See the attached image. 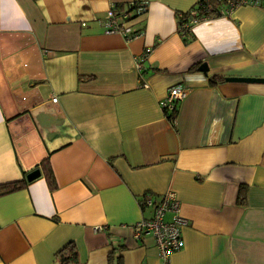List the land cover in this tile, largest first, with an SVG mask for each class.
Listing matches in <instances>:
<instances>
[{
    "label": "crops",
    "instance_id": "1",
    "mask_svg": "<svg viewBox=\"0 0 264 264\" xmlns=\"http://www.w3.org/2000/svg\"><path fill=\"white\" fill-rule=\"evenodd\" d=\"M197 1L0 0V184L40 172L0 196V264H162L132 226L169 191L187 225L168 264H264V82L225 81L264 79V2L184 44L177 15ZM129 2L147 4L138 34L106 33ZM179 84L171 123L159 102Z\"/></svg>",
    "mask_w": 264,
    "mask_h": 264
},
{
    "label": "built area",
    "instance_id": "2",
    "mask_svg": "<svg viewBox=\"0 0 264 264\" xmlns=\"http://www.w3.org/2000/svg\"><path fill=\"white\" fill-rule=\"evenodd\" d=\"M220 15H230L240 5H259V0H216ZM145 3L135 4L129 2L126 5L128 12L115 14L112 8L108 11L105 27L106 33H119L130 39L138 33L132 28L131 20H126L129 15L141 14ZM197 11L190 12L189 24L207 19L197 17ZM187 94V90L181 84L171 86L165 97L159 102L162 110L171 111L177 102H180ZM55 101V99H53ZM143 204L152 208V216L148 219H141L132 226L133 237L139 239L143 235H150L158 252L162 264H168L169 256L180 250L182 247L181 230L187 225V220L180 213V204L174 192H166L163 196L155 198L145 195ZM169 214L168 220L165 215Z\"/></svg>",
    "mask_w": 264,
    "mask_h": 264
},
{
    "label": "trees",
    "instance_id": "3",
    "mask_svg": "<svg viewBox=\"0 0 264 264\" xmlns=\"http://www.w3.org/2000/svg\"><path fill=\"white\" fill-rule=\"evenodd\" d=\"M262 2H264V0H261ZM135 3V2H134ZM142 2H138L135 4H139ZM145 3V2H143ZM126 4H115L112 8V11L115 14L118 13H122V12H128L129 10L126 8ZM217 3L216 0H198L187 12H183V13H179L177 15V30L182 38V41L184 44H188L190 43L193 39L194 36L191 33L190 29H191V25L189 24L190 21V12L192 10H196L197 11V17L198 18H202L204 17V15H206L207 17H212V16H219V9L216 7ZM146 7L147 4H144V9L141 12V14H133V15H129L126 20H132L140 18L141 16L144 15L145 11H146ZM132 26V24H131ZM136 32H138L137 30H135ZM195 69V67H192L189 69L193 70ZM209 83L210 84H216L217 82H221L224 80V77L222 76H212L209 79ZM179 102L176 103V105L174 106L173 110L171 111H167V110H163L166 118L168 120H170L171 123L174 122L175 119V115H176V111H177V104ZM41 174L44 176L46 182H47V186L49 188V190H54L55 189V181H54V176H53V172L49 166V163L45 160L43 161L41 164ZM24 177L21 180L15 181V182H9V183H4V184H0V196L2 195H6L12 192H15L17 190L23 189L27 186V184L29 183V181L26 180L25 175H23ZM242 189V186H241ZM70 246V245H68ZM68 249V247H65L61 250H59V252L57 253L60 258L61 261L63 263L65 262H71L73 261L75 258V254L70 250L68 252L65 253V251Z\"/></svg>",
    "mask_w": 264,
    "mask_h": 264
},
{
    "label": "water",
    "instance_id": "4",
    "mask_svg": "<svg viewBox=\"0 0 264 264\" xmlns=\"http://www.w3.org/2000/svg\"><path fill=\"white\" fill-rule=\"evenodd\" d=\"M198 70L205 73L207 71V66L205 63H201L198 67ZM225 81L228 82H245V83H251V82H264V79L261 78H251V77H226ZM40 175V172L38 169H35L31 172H29L26 175V180L31 181L38 177Z\"/></svg>",
    "mask_w": 264,
    "mask_h": 264
}]
</instances>
